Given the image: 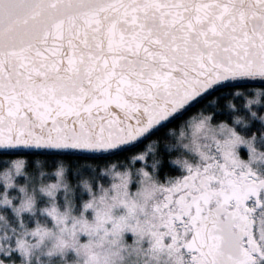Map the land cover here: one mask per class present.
<instances>
[{
  "label": "snow or ice",
  "instance_id": "1",
  "mask_svg": "<svg viewBox=\"0 0 264 264\" xmlns=\"http://www.w3.org/2000/svg\"><path fill=\"white\" fill-rule=\"evenodd\" d=\"M0 264H264V0H0Z\"/></svg>",
  "mask_w": 264,
  "mask_h": 264
}]
</instances>
